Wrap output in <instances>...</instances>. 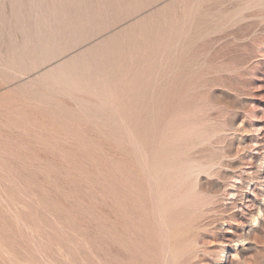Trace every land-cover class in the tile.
<instances>
[{
  "label": "rangeland",
  "instance_id": "374dc122",
  "mask_svg": "<svg viewBox=\"0 0 264 264\" xmlns=\"http://www.w3.org/2000/svg\"><path fill=\"white\" fill-rule=\"evenodd\" d=\"M0 264H264V0H0Z\"/></svg>",
  "mask_w": 264,
  "mask_h": 264
}]
</instances>
